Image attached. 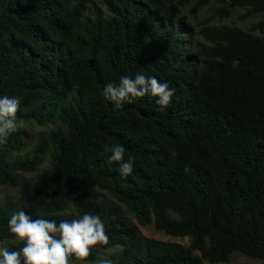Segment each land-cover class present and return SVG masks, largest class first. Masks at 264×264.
<instances>
[{
    "label": "trees",
    "instance_id": "trees-1",
    "mask_svg": "<svg viewBox=\"0 0 264 264\" xmlns=\"http://www.w3.org/2000/svg\"><path fill=\"white\" fill-rule=\"evenodd\" d=\"M0 0V94L20 99L17 130L0 144V188L34 178L20 205L0 206V247L16 210L56 220L98 215L112 264H264V0ZM214 3V5H213ZM210 8L212 15L193 24ZM244 10L247 30L212 26ZM167 82L155 98L113 110L104 85L136 73ZM42 128L34 143L24 130ZM132 158L122 178L114 145ZM110 196L112 199L108 200ZM142 227L189 245L144 238ZM174 213L176 217H173Z\"/></svg>",
    "mask_w": 264,
    "mask_h": 264
},
{
    "label": "clouds",
    "instance_id": "clouds-1",
    "mask_svg": "<svg viewBox=\"0 0 264 264\" xmlns=\"http://www.w3.org/2000/svg\"><path fill=\"white\" fill-rule=\"evenodd\" d=\"M155 98L156 111L163 112L170 104L175 89L167 82L158 81L155 76L136 73L122 75L118 82L104 85L101 95L113 110L125 104L134 103L145 95ZM20 99L0 94V144L18 128L17 112ZM125 149L114 145L109 160L117 162L122 178L133 172L135 161L124 159ZM8 231L23 242L19 250L0 247V264H70V261H85L93 246L106 244L108 236L104 223L98 215L84 213L78 218L56 220L42 217L33 218L24 210L13 211L7 220ZM98 264H112L110 258H101Z\"/></svg>",
    "mask_w": 264,
    "mask_h": 264
},
{
    "label": "rangeland",
    "instance_id": "rangeland-1",
    "mask_svg": "<svg viewBox=\"0 0 264 264\" xmlns=\"http://www.w3.org/2000/svg\"><path fill=\"white\" fill-rule=\"evenodd\" d=\"M87 8L92 10L97 9H105V0H88L87 1ZM214 5V3H213ZM192 6H190L187 10H185V14L189 16V20L193 24H199L201 21L209 18L212 15V11L210 8H206L203 11H201L196 17L190 15L189 10ZM244 14V10L236 11L232 14L230 18H224V19H215L211 22L212 26H222V25H237L239 28L247 30L250 26L258 22V18H250V19H242V15ZM24 130L28 133V139L30 142L34 143L35 140L38 137V134L40 131H42V128L39 126L29 124L24 127ZM36 176L32 174H22V182L18 188H12V187H2L0 188V206H6L8 209H13L20 205L22 201L25 199L30 185L32 184L34 178ZM108 200H111L112 198L110 196L107 197ZM124 213L127 215V217L131 220V222L137 226L139 232L141 235L146 239H153L158 240L162 242L167 243H178L184 246L189 245V239L188 238H172L164 235L163 233L157 232L154 230L152 226L149 227H142L140 226L134 216L127 212L125 208H123ZM173 217H176L174 213H171ZM123 251V248L121 246H114L107 250H102L99 252V256L97 260L93 263L90 262H76L75 264H98V261L101 258H112L113 256L119 255ZM258 261H254L249 259L248 257H245L239 253L234 254L231 257L229 264H258Z\"/></svg>",
    "mask_w": 264,
    "mask_h": 264
}]
</instances>
